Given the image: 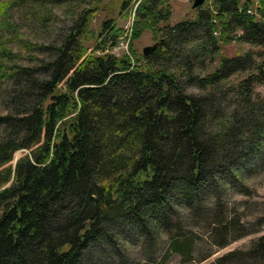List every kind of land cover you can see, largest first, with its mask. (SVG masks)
Wrapping results in <instances>:
<instances>
[{
  "label": "trees",
  "instance_id": "obj_1",
  "mask_svg": "<svg viewBox=\"0 0 264 264\" xmlns=\"http://www.w3.org/2000/svg\"><path fill=\"white\" fill-rule=\"evenodd\" d=\"M127 1L115 2L124 16ZM256 1L263 18L264 0ZM218 4L156 29L155 49L138 60L132 42L167 21V0L139 1L127 53L106 50L122 27L104 17L93 29L95 6L79 13L57 47L31 44L50 52L41 65L35 56L13 62L18 54L0 47L11 61L0 60V80L9 83L0 112V264H127V241L148 252L172 229L164 253L190 257L192 238L168 226L176 207L185 217L204 208L200 221L217 247L264 226V214L241 219L221 198L224 187L248 195L236 181L264 164V98L251 100L252 84L264 82V22L246 13L252 0ZM8 5L0 2V14ZM221 16L262 50L221 57L216 69L192 75L183 52L200 41L217 47L212 19ZM235 72L244 75L221 89ZM192 85L199 94L186 91ZM229 97L239 99L230 108ZM222 257L264 264V234Z\"/></svg>",
  "mask_w": 264,
  "mask_h": 264
},
{
  "label": "rangeland",
  "instance_id": "obj_2",
  "mask_svg": "<svg viewBox=\"0 0 264 264\" xmlns=\"http://www.w3.org/2000/svg\"><path fill=\"white\" fill-rule=\"evenodd\" d=\"M116 1L118 0H60L58 2L42 0V6L39 7V3L34 0H0V2L9 3L5 13L0 14V47L8 48L11 52L18 54L17 57H13L10 60L20 64H28L29 57L35 56L37 61L35 66L41 65V58L47 59L50 56V52L43 48L31 49V44L40 46L51 45L57 47V40L65 32L66 28L71 24L73 20L77 18L79 13L88 8L96 7L94 14L90 20V26L95 29L98 21L104 17H111L115 20V23L122 27V36L129 39V35L126 33L127 29L131 28L132 20H128V13L130 11V0H128L124 6L127 9V16H124L123 11L117 8ZM169 4V15L167 21L160 20L156 24L151 23L155 29L144 28L141 34L133 40L132 48L134 50V56L138 60L141 49L145 45H150L157 41L159 33L156 29L167 24L172 25L178 21L190 20L195 16L197 8L200 7L201 11L206 9L212 11H218V0H203L199 6L195 8L191 7L192 0H167ZM258 3L256 0H252V4L246 7V10L250 9V13L257 19L264 22V17H260L257 14L256 7ZM215 10V11H214ZM245 10V11H246ZM223 12V11H222ZM247 13V12H246ZM226 13H224L225 15ZM135 17V13H134ZM225 16L220 18H213L212 22L216 26L211 34L216 39L217 47H207L206 44L200 41V48L192 54L185 50L184 55L190 63V71L192 75L197 77L203 76L218 65V61L221 57H233L246 52L256 53L258 50H262L259 46H252L240 38L241 29L232 21L225 20ZM128 26V27H127ZM199 33L196 32V34ZM240 39V40H239ZM114 44L110 49H106L108 52L118 54L121 52L127 53L126 48H116ZM0 60L5 64L11 61L6 60L5 57L0 55ZM135 60V59H133ZM259 61L260 58H255ZM207 64V65H205ZM244 73L235 72L230 75L224 82L221 89L226 88L231 82H236L243 77ZM186 78V77H182ZM9 83L0 80V112L3 111L5 106L6 92L9 88ZM186 91L189 93L199 94L200 90L192 85L187 86ZM264 98V82H256L252 84V96L251 100ZM230 99V97H229ZM235 99L234 103L230 99L227 103L228 108L233 103L236 105L238 102ZM227 101V99H226ZM225 99H222V104L225 105ZM262 148L261 146L259 147ZM22 150H18L13 154L12 162L20 156ZM11 162V163H12ZM249 170V169H248ZM240 180L236 181L238 184L242 183L248 189L249 194L244 195L238 193L233 188L224 187L222 190L221 198L226 203L227 211L229 213H236L241 216V219L251 220L252 218L264 214V164H259L256 168H251L245 174H240ZM203 204V202H202ZM180 207H176L175 213H171L168 226L171 228L182 227V236H189L192 238L193 245L191 247L190 257H181L178 253L172 250L164 253V247L169 239V236L174 234L173 229L169 233L162 235L160 242L152 249L149 248V255L147 249L144 250L139 245L138 241H127L126 253L128 258L127 264H234V261H223L222 256L228 251L236 249H244L249 242L257 236L264 234V226L258 228L255 232L243 235L229 242L223 247H217L211 243L209 237L210 224L207 222L202 223L200 221L205 215V209L200 208L198 212L192 216H187V213L180 211ZM183 215V217H182ZM185 215V216H184ZM181 216V217H180ZM192 223H191V222ZM194 222V223H193ZM190 224V225H189ZM186 228L185 230H183ZM190 230V234H185ZM214 239L216 237H213ZM207 257L203 260H199L202 256ZM160 260V261H159ZM159 261V262H158ZM256 261V262H255ZM257 260H252L253 264L257 263ZM250 263V264H251ZM249 264V263H248Z\"/></svg>",
  "mask_w": 264,
  "mask_h": 264
},
{
  "label": "built area",
  "instance_id": "obj_3",
  "mask_svg": "<svg viewBox=\"0 0 264 264\" xmlns=\"http://www.w3.org/2000/svg\"><path fill=\"white\" fill-rule=\"evenodd\" d=\"M140 0H130V11L128 13V20H132V18H134V13H135V8L137 6V4L139 3ZM247 13H250V9L246 10ZM128 27V26H127ZM130 32V28L127 29V34L129 35ZM126 44H127V39L122 36L121 38H119L116 42V48L122 47L126 48Z\"/></svg>",
  "mask_w": 264,
  "mask_h": 264
},
{
  "label": "water",
  "instance_id": "obj_4",
  "mask_svg": "<svg viewBox=\"0 0 264 264\" xmlns=\"http://www.w3.org/2000/svg\"><path fill=\"white\" fill-rule=\"evenodd\" d=\"M203 0H192L191 3V7L195 8L196 6H199L202 3ZM158 43V41H155L154 43L150 44V45H145L142 47L141 49V53L143 56L149 54L151 51H153L156 47V44Z\"/></svg>",
  "mask_w": 264,
  "mask_h": 264
}]
</instances>
